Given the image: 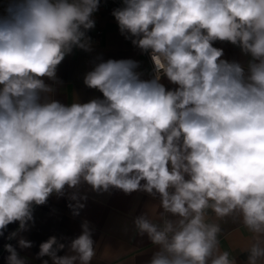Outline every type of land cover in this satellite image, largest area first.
<instances>
[{
	"label": "clouds",
	"instance_id": "9594fccd",
	"mask_svg": "<svg viewBox=\"0 0 264 264\" xmlns=\"http://www.w3.org/2000/svg\"><path fill=\"white\" fill-rule=\"evenodd\" d=\"M101 0H7L0 14V235L27 230L33 206L82 182L95 191L159 194L175 221L144 216L141 233L161 247L151 264H235L217 252L216 224L205 220L238 211L255 243L248 264L264 259V0H122L113 10L122 34L151 52L157 75L142 80L131 59L100 62L85 84L102 93L66 106L42 101L57 66L86 32ZM215 41L237 45L248 73L221 59ZM143 182V183H142ZM73 215L85 205L73 193ZM72 240L75 255L55 236L38 255L53 264H90L95 255L88 222ZM19 247L31 242L20 238ZM55 246V248H54ZM8 264H24L4 245ZM47 264V261L44 262Z\"/></svg>",
	"mask_w": 264,
	"mask_h": 264
},
{
	"label": "crops",
	"instance_id": "0c3cea01",
	"mask_svg": "<svg viewBox=\"0 0 264 264\" xmlns=\"http://www.w3.org/2000/svg\"><path fill=\"white\" fill-rule=\"evenodd\" d=\"M6 4L7 2L0 0V14H3ZM121 6L122 1L120 5L100 3L98 12L93 16L95 26L86 32V39L82 41L87 47L73 46L71 52L57 66L55 78H43L52 91L42 92V101L55 100L68 106L71 103L82 104L96 98L102 99V93L89 88L85 84V78L98 63L109 59L136 61L138 67L135 71L140 78L152 79L146 51L132 43L134 37L121 33L112 15L113 10ZM213 46L223 50L221 59L239 63L245 73H248L252 58L242 52L239 46L226 41H215ZM160 82L166 90L176 87L164 75L160 77ZM73 193L85 205L79 209V215L75 216L68 206L76 203L69 199ZM140 216L161 227L165 219H176L170 213L164 212L160 206L159 194L150 195L143 191L126 194L112 187L107 191H95L82 182L76 189L66 188L63 196L53 193L45 204L33 206V220L29 221L27 230L20 231L12 239L8 237L18 229L19 224H10L3 235H0V264H8L7 258L10 254L4 245L9 243L16 249L18 258L24 264H44L45 261L53 264L50 256L38 255L40 245L53 236L58 243L65 245L64 249L57 251L58 256L75 255L70 245L82 233L85 221L88 222L94 242L95 255L90 264H151L161 247L153 244L146 233L139 231L135 220ZM205 220L209 224L218 225L220 229L215 254L227 251L229 259L235 261V264H248V250L255 240L253 233L243 224L242 215L236 211L225 217H217L209 208L205 212ZM20 238L30 241L32 246L20 248ZM75 264H80V261L77 259ZM258 264H264V259L258 260Z\"/></svg>",
	"mask_w": 264,
	"mask_h": 264
},
{
	"label": "built area",
	"instance_id": "2783aa9c",
	"mask_svg": "<svg viewBox=\"0 0 264 264\" xmlns=\"http://www.w3.org/2000/svg\"><path fill=\"white\" fill-rule=\"evenodd\" d=\"M2 1L7 2V0H2ZM121 1L122 0H101V4H104V5H108V4L120 5ZM146 56H147V59H148L149 65H150V69H151V73H152V79H154L157 75H159L161 77L163 75V73L162 72H160V73L156 72L154 63L151 60V52L147 51Z\"/></svg>",
	"mask_w": 264,
	"mask_h": 264
}]
</instances>
